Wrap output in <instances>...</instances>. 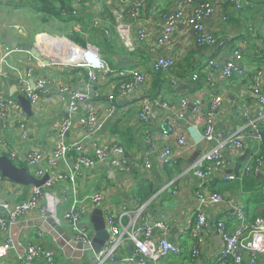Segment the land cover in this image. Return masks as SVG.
Instances as JSON below:
<instances>
[{"label":"built area","instance_id":"2783aa9c","mask_svg":"<svg viewBox=\"0 0 264 264\" xmlns=\"http://www.w3.org/2000/svg\"><path fill=\"white\" fill-rule=\"evenodd\" d=\"M15 1L21 0H0V4ZM148 1L135 0L128 7L126 13L132 27L141 19ZM226 1L232 2L237 9L243 4V0ZM121 18L117 15L114 32L131 47L128 29L122 28ZM209 20L219 27L228 21V16L220 13L211 0L171 2L159 12L157 34H151L144 26H139L136 33V40L149 56V65L142 62L111 65L96 45L87 43L81 46L66 36L45 35L60 42L54 44L57 51L49 57L40 50H37L39 56L36 57L3 41L0 57V143L13 163H24L37 179L46 174L48 177L41 186L31 185L24 199L14 200L1 197L6 178L0 173V231L6 237L0 243V264H55L54 251L44 244L46 232L38 230L36 237L22 238L19 234L23 236L24 233L18 230L15 241L12 228L34 213L47 215L59 224L57 209L61 203L67 205L62 216L69 225L67 234L84 246L92 244L94 228L84 218L99 207L106 189L92 182L87 191L79 195L78 180L84 171L107 168L128 176L136 170L146 178L153 168L162 170L179 163L188 152L196 149L194 146L201 140L210 143L209 147L192 158L178 175L188 173L208 184L207 190L196 193L200 206L222 207L214 228L221 240V248L216 255L218 260L228 264H258L264 259V209L249 221L239 198L229 199L209 188L216 179L241 182L247 176L258 178L261 175V188L264 189V63L257 55V65L249 70L247 62L258 51H251L253 48L247 47L244 41L242 46L235 44L227 47L222 55H214L217 43L208 25ZM90 25L107 37L112 34L97 18L91 20ZM180 25L183 26V42L179 44L182 53L201 48L203 54L189 69L187 80L183 79L185 87L180 88L175 81H170L172 99L169 100L162 92H153L151 73H160L165 78L177 67L180 57L173 56L171 50L176 44L174 37ZM157 45L163 46V51L158 52ZM15 52L28 55L26 64L13 67V71H5L7 58ZM73 71L84 73L82 85L77 83L73 87L69 84L67 78ZM247 73L251 74L248 86L235 83ZM9 79L16 82V93L29 101L33 115L42 98L56 96L65 105L64 112L56 115L55 140L46 158L40 148L17 151L19 146L14 143L25 144L30 139L33 123L16 98L5 93L3 83ZM93 87H98L105 96L103 117L99 116L94 102L96 94ZM229 97L232 100L228 108V126L218 130L215 115ZM123 102H128L127 106L133 110L136 136L144 147L143 155L137 159L129 158L125 147L103 132L106 120L117 113L119 103ZM156 108H160L163 115L156 129L150 131L152 112ZM80 109L83 112L78 115ZM75 126L80 127L81 132L71 138L69 133ZM191 138H194L193 142ZM252 143L256 146L248 151L247 145ZM246 150V161L229 172L231 167L226 163L223 152L235 159L245 155ZM176 178L169 180L160 191L174 188ZM59 183L67 186L63 199L58 196L45 198L44 190H50ZM176 192V189L172 190L173 194ZM154 198H147L136 206L123 199L118 206L101 208L108 239L92 257L86 254V250H81L79 264H179L174 258H179L183 250L169 240V225L162 218L151 217ZM229 216L235 221L234 227L227 224ZM207 227V219L201 212L187 224L192 242L190 253L197 264H202L201 245ZM127 243L132 244L130 252L125 250Z\"/></svg>","mask_w":264,"mask_h":264},{"label":"crops","instance_id":"0c3cea01","mask_svg":"<svg viewBox=\"0 0 264 264\" xmlns=\"http://www.w3.org/2000/svg\"><path fill=\"white\" fill-rule=\"evenodd\" d=\"M135 0H49L48 8L52 9L51 12L46 13L40 10L35 4H31L29 0L15 1L14 3L0 4V57L3 53V37L9 35L13 38L17 44H32L36 50H40L45 56H53V52L57 51L54 44H59V41H55L46 38L45 35L65 38L71 33V29L78 31L84 39H90V42L96 45L102 55L113 65H134V63L142 62L148 63L149 56L144 50V46L136 40V33L139 26H144L151 34H157L159 30V12L165 10L168 5L174 0H149L142 13L141 19L133 25H130V20L127 17V9ZM216 5L220 13L228 16V21L225 24H220L217 27L211 20L208 21V25L216 38L217 45L213 49L214 55H222L227 47L241 43L244 41L246 46L253 48L251 51H258V53L248 60L247 64L249 70L257 65L255 57L259 55L264 63V0H243L242 7L237 9L232 2L226 0H211ZM68 6L74 10H78L80 15L64 17L56 14L55 8H59L61 5ZM107 9V12L105 11ZM117 13V14H116ZM114 16L115 20L117 15H121V24L123 29H128L129 39L131 41V47L124 44V41L120 38L118 33L111 34L110 37H104L103 33L93 30L90 25V21L97 18L104 27L112 28L111 19L109 16ZM82 18L84 21H78V18ZM73 18L75 20H70ZM69 21H65V20ZM183 26H179L176 37H174L175 46L171 50V54L175 57H180L179 61L187 58V66L197 63L202 55L200 51H187L182 53V46L179 45L183 42L182 36ZM106 36V35H105ZM63 45V44H62ZM64 49V47H60ZM60 49V51H62ZM163 46L156 47V50L163 51ZM166 49V48H165ZM28 55L24 52L12 53L8 58V64L4 67L5 71H13V67H18L26 64ZM250 57V56H249ZM194 62V63H193ZM149 65V64H147ZM178 66V65H177ZM34 68H39L34 65ZM150 68H148L149 70ZM175 69V68H173ZM172 69V70H173ZM36 70V71H37ZM168 73V77L162 78L164 80L162 87V93L167 99L171 100L172 97L169 94L171 88L166 87L170 84V81H175L180 88L185 87L183 79L186 76L180 69H176L177 72ZM84 72V71H83ZM84 73H78L73 71L69 73V84L73 87L79 83L82 85ZM264 78V77H263ZM248 82V81H247ZM246 82V83H247ZM16 84L13 79H9L3 83V88L7 95L14 96L16 90L12 91V87ZM167 84V85H166ZM245 85V84H244ZM243 85V86H244ZM95 87V86H94ZM93 87L95 96L94 102L98 107V113L100 117L104 116V102L105 96L102 91L96 87ZM17 88V87H16ZM245 87V91H246ZM244 91V90H243ZM154 92V91H153ZM232 97L226 99L221 107L217 110L215 115L216 129L222 130L228 126V108ZM128 102L119 103V110L111 119H107V123L103 128V132L112 138L119 141L126 150L127 155L131 159H137V157L143 155V146L138 140L134 123V113L127 106ZM65 110V105L58 100L56 96L40 99V106L34 112V115L30 117L33 123V134L30 139L24 143H14L19 146L18 153L31 148H40L45 158L48 156L55 140L54 127L57 120L54 121V117L57 114H61ZM56 112V113H55ZM83 112L79 110L78 115ZM163 115V111L160 108H156L152 112V124L149 130H155L159 125L160 118ZM81 132V128L78 126L73 127L69 133V137H74ZM192 142L194 138L190 139ZM210 143L206 141H199L195 150L188 152L187 155L182 158L179 163L168 166L161 169L153 168L149 176L144 178L136 170L128 176L116 174L110 169L101 168L97 170H86L78 180V192L79 195H83L92 182L99 186L105 187V196L102 203L99 205L103 208L106 205L118 206L123 199L129 204L136 206L141 201L155 197L151 204V217L153 219L162 218L169 225V240L178 244L183 250L181 256L174 258V261H179V264H197L191 257V237L190 229H187L188 221L195 218L196 215L201 212L205 215L208 223L207 229H205L204 243L201 245L202 251V264H228L221 262L217 258V252L221 248V240L215 233L214 228L216 226L217 218L221 214L222 207H207L202 209L199 205L196 193L207 190L208 184L195 178L191 174H178L183 171L201 151L209 147ZM256 144L247 145V150L253 149ZM247 150L245 155L237 156L235 159H231L230 156L223 152L226 163L231 167L229 172L234 171L241 167L246 161ZM7 152L0 143V155H6ZM17 166L25 167L21 161L14 163ZM182 173V172H181ZM177 176L174 188L170 190L160 191L161 187L165 185L169 180ZM261 176V175H260ZM253 178L252 176L245 177L241 182L235 181H223L213 180L210 183L209 188L222 193L229 199L239 198L244 206L245 217L251 221L256 216L260 215L264 209V189L261 188L262 177ZM99 179V180H98ZM18 189V184L10 180L5 181L3 190L1 193L2 198L21 200L26 197V193L30 186H21ZM176 189L175 194L172 190ZM67 190V186L63 183H59L56 187L45 191V198L50 196H58L63 199V195ZM124 194V197L123 195ZM44 201V199H43ZM42 201V202H43ZM67 205L61 203L57 209V216L59 218V224L64 228L65 232L69 233V225L62 220L63 213L66 210ZM39 215V216H38ZM41 215L34 213L28 215L22 221L23 226L12 228L13 235L18 232L24 233L23 236L19 234V237H36V232L41 230L39 223L36 220ZM228 220L229 227H234L235 221ZM84 220L90 221V215L85 217ZM32 221L33 225L28 223ZM5 233L0 231V243L5 239ZM44 244L55 253V264H79V255L81 250L77 248H66L49 233L45 234ZM125 250L130 252L129 243L125 245ZM77 258V261L75 260ZM91 262V259L90 261ZM258 264H264V259H261Z\"/></svg>","mask_w":264,"mask_h":264},{"label":"water","instance_id":"95a60500","mask_svg":"<svg viewBox=\"0 0 264 264\" xmlns=\"http://www.w3.org/2000/svg\"><path fill=\"white\" fill-rule=\"evenodd\" d=\"M3 41L12 47H18L19 49L29 51L34 56L38 57V52L34 45L30 44H17L13 40V38L9 35H6L3 37ZM33 82L31 81V87H33ZM12 91H17L16 84L14 83L12 87ZM16 100L19 102V104L24 109L25 113L28 116L33 115V111L31 110V105L29 101L22 95L16 93L14 95ZM58 117L56 116L54 118V121L57 120ZM0 173L2 176H4L7 180H10L14 183L18 184V189L21 188V186H41L47 179L48 175L46 174L41 179L35 178L32 174L29 173L26 167L23 166H17L15 165L12 160L7 155H0ZM262 177V176H260ZM263 178V177H262ZM202 209H207L206 206H201ZM91 224L94 228V237L92 244L90 246H84L80 242H76L73 240L64 230V228L59 225L54 219L50 218L49 216H41L39 217L36 222L39 223V226L41 227V230L51 234L58 243L62 244L64 247L68 248H77L78 250H86V254H88L90 257L93 256V253H97L104 245L106 240L108 239V231L105 227V222L102 217V210L99 207L94 208L90 215ZM30 226L33 225V222L30 221L28 223ZM24 224H18V226H23ZM16 227V226H14ZM12 238L16 241L17 238V231L13 235ZM130 249L132 248V244L129 243ZM76 257V261H77Z\"/></svg>","mask_w":264,"mask_h":264},{"label":"trees","instance_id":"16d2710c","mask_svg":"<svg viewBox=\"0 0 264 264\" xmlns=\"http://www.w3.org/2000/svg\"><path fill=\"white\" fill-rule=\"evenodd\" d=\"M31 4H35L37 7L40 8V10H42L43 12H46V13H49L52 11V9L48 8V5H49V0H29ZM51 10V11H50ZM56 11V14H59V15H62V16H66V17H70L72 16L73 17V12H74V9L73 7L72 8H69L68 6H65V5H61L59 8H55L54 9ZM105 11L107 12V9H105ZM109 16V15H108ZM109 18L111 19V23H112V28L109 27L106 28L108 30H111L113 31L114 33V29H115V26H116V21H115V17L114 16H109ZM70 20H75L73 18H70ZM66 22L69 21V20H65ZM78 21H83L82 18H78ZM84 23V21H83ZM102 23V22H101ZM104 26V24H102ZM91 28H93L91 25H89ZM93 30L95 31H98L100 32L99 30L93 28ZM104 37L108 38L107 36L103 35ZM67 37L75 42L76 44L78 45H81V46H85L88 42H90V39H84L80 33L76 30H74L73 28L71 29V33L69 35H67ZM92 44V43H90ZM94 45V44H93ZM191 51H200V55L203 54V49L201 48H197V49H194V50H191ZM190 52V51H189ZM187 58L183 59L182 62L179 61L178 63V66L175 68V69H180L182 70V72H184V74H186V76L184 77L185 80H187L188 78V72H189V69H191L193 67L194 64H190L189 66H187ZM108 61V60H107ZM109 62V61H108ZM110 63V62H109ZM194 63V62H193ZM111 64V63H110ZM113 65V64H111ZM152 74V89L153 91H156V93H159V92H162V86H163V82L164 80L162 79V75H160V73H151ZM250 73H247L245 75L244 78L242 79H236L235 83H239V85H244V86H248L249 84V77H250ZM248 81V82H247ZM247 82V83H246ZM167 85V84H166ZM165 86V85H164ZM166 87H169V85H167ZM170 88V87H169ZM171 90L169 91V94L171 95ZM262 135H263V139H264V129L262 131Z\"/></svg>","mask_w":264,"mask_h":264},{"label":"rangeland","instance_id":"374dc122","mask_svg":"<svg viewBox=\"0 0 264 264\" xmlns=\"http://www.w3.org/2000/svg\"><path fill=\"white\" fill-rule=\"evenodd\" d=\"M75 11H76V13H75V14L73 13V16H76V15H78V16H79V15H80V13L78 12V10H75ZM172 72H174V73H175V72H177V70H176V69H173V70H172ZM162 84H163V83H162ZM162 87H163V88L165 87V86H164V84H163V86H162Z\"/></svg>","mask_w":264,"mask_h":264}]
</instances>
